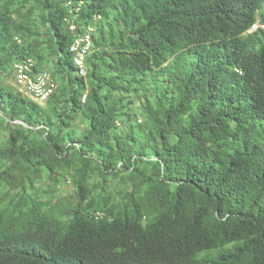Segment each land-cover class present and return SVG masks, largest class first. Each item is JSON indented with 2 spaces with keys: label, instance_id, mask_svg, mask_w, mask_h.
Listing matches in <instances>:
<instances>
[{
  "label": "trees",
  "instance_id": "trees-1",
  "mask_svg": "<svg viewBox=\"0 0 264 264\" xmlns=\"http://www.w3.org/2000/svg\"><path fill=\"white\" fill-rule=\"evenodd\" d=\"M0 264H264V0H0Z\"/></svg>",
  "mask_w": 264,
  "mask_h": 264
},
{
  "label": "built area",
  "instance_id": "built-area-1",
  "mask_svg": "<svg viewBox=\"0 0 264 264\" xmlns=\"http://www.w3.org/2000/svg\"><path fill=\"white\" fill-rule=\"evenodd\" d=\"M256 28L257 24L250 31ZM70 29H74L73 23H71ZM93 33L94 26L91 25L87 28L85 34L76 39L70 46L73 64L80 76H86L88 72L86 58L92 51ZM13 75L15 83L20 89L19 91L40 104L46 103L56 91L57 86L50 73L47 71L35 72L31 60L16 63L13 67Z\"/></svg>",
  "mask_w": 264,
  "mask_h": 264
},
{
  "label": "rangeland",
  "instance_id": "rangeland-1",
  "mask_svg": "<svg viewBox=\"0 0 264 264\" xmlns=\"http://www.w3.org/2000/svg\"><path fill=\"white\" fill-rule=\"evenodd\" d=\"M47 72L50 73L52 79L54 80L57 88L59 86V82L57 80H55L52 76V72L51 70L48 68L46 69ZM5 82L8 83V84H11L14 88H16L18 91L20 90L16 83H15V80L13 78H6L5 79ZM56 88V89H57ZM42 106H45L46 103L44 104H41ZM134 110L136 111V108H134ZM82 116H80V118L75 122V125H74V128L78 131V132H81V130L83 129V127L85 126V122H83V120L81 119ZM141 118L138 117V122L140 123L141 122ZM45 180L46 178H44L40 183L38 182L37 184H41L40 187L42 190L46 189L47 188V183H45ZM59 190H60V193L59 194H56L55 197H66L67 200H69L72 195H73V185H72V182L71 180L68 179V181H66V183H63V184H60L59 186ZM17 191V190H15Z\"/></svg>",
  "mask_w": 264,
  "mask_h": 264
}]
</instances>
